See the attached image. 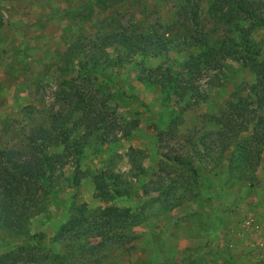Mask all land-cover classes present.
<instances>
[{"label":"trees","instance_id":"trees-1","mask_svg":"<svg viewBox=\"0 0 264 264\" xmlns=\"http://www.w3.org/2000/svg\"><path fill=\"white\" fill-rule=\"evenodd\" d=\"M118 4L119 0L91 1L86 16L89 24L96 13H119ZM176 9V20L142 30L133 24L121 26L118 18L91 27L97 30L95 40L73 41L60 58L61 71L69 75L61 80L66 110L55 112L54 108L50 116L27 127L20 147L0 143V230L41 244L39 234L31 227L42 216L47 217L44 203L60 197L62 190L55 184V174L69 158L80 157L83 151L79 147L91 144L88 137L96 131L103 132L101 155L107 153V135L116 131L117 117L105 95L110 81L106 72L127 70L138 83L159 94L164 108L173 111L171 121L157 126L155 146H164L167 151L161 154L156 173L132 175L152 176L140 187L139 195L142 201H149L153 211L146 214L148 208L108 205L116 198L130 201L134 190L120 175L106 176L108 169L113 170L107 165L103 167L108 168L106 171L92 179L96 197L106 204L98 216L84 215L87 205L74 208L56 237L47 239L44 249L32 248L40 250L38 256L23 252L20 261L88 264L94 260L95 250L132 245L136 237L126 231L142 224L145 218L172 212L187 199H198L202 177L197 163L213 164V168H207L209 172L222 166L225 178L233 180L256 177L264 154V36L260 38L264 34V0H179ZM115 24L119 28L114 29ZM88 51L92 53L88 55ZM231 62L249 70L252 83H243L221 110L205 114L201 125L179 136L185 115L209 101L207 88L222 89ZM32 110L37 109L27 106L22 113L31 115ZM75 116H79L77 121ZM79 128L86 130L80 140L72 136ZM83 138L86 141L80 143ZM129 163L144 172V165L137 164L133 154L129 155ZM78 174L81 176V171L73 179L76 183L80 180ZM108 183L113 185L110 190ZM139 195L136 193V197ZM64 248L66 253H62ZM11 257L12 252L1 259Z\"/></svg>","mask_w":264,"mask_h":264},{"label":"rangeland","instance_id":"rangeland-1","mask_svg":"<svg viewBox=\"0 0 264 264\" xmlns=\"http://www.w3.org/2000/svg\"><path fill=\"white\" fill-rule=\"evenodd\" d=\"M91 1L96 0H0V13L3 17L2 26L0 25V30L3 31L2 42L3 38L7 41L0 46V143L3 146L20 147L25 142L27 127H33L50 116L54 108L55 112L66 110L61 80L62 76L69 75L63 74L60 69V53L63 49H68L70 43H74L73 41L82 43L86 38L95 40L97 30L91 27H99L102 21H109V18H118L121 26L133 24L137 30L158 23H171L176 20V6L179 2V0H119V13H109L106 16L96 13L94 22L89 24V17L86 16L90 11ZM26 6L31 8L30 18L33 19V15L38 17L43 15L42 7H51L42 17L52 19V25L56 27L47 29L44 37L42 33L45 29H41L40 26L26 28L24 22H21L27 20L26 11H19ZM60 16L63 22L61 27H58L55 19L61 18ZM73 22H76L74 26ZM114 27L119 28L116 24ZM63 35L65 43H60ZM260 35V38L264 36L263 33ZM91 53L88 51V55ZM83 54L80 58L84 57ZM106 74L110 81L107 82L105 95L109 108L117 117L116 131L110 136L107 135L108 143L105 146L107 153L101 155L102 131H96L93 136L88 137L91 144L79 147L83 151L80 157L69 158L67 165L61 167L55 174L57 176L55 184L62 190L60 197H51L44 203L47 217L42 216L31 227L33 233L39 234L41 244L29 243L31 240L27 237L21 235L13 237L0 230V264H25L19 260L23 252L31 255L35 253L38 256L40 250L33 251L32 248L44 249L48 245L47 239L53 240L56 237L59 228L69 220L76 207L87 205L88 209L84 215L97 217L99 210L106 204L96 197V186L92 179L106 171L108 168L103 167L107 165H111L113 170L108 169L106 176L120 175L134 190L130 201L116 198L108 205L114 204L121 209L131 206L148 208L146 214L153 211L149 201H142L139 195L140 187L143 183L149 182L152 176L133 178L132 175L156 173L161 154L167 151L164 146L161 149L155 146L157 126L161 122L171 121L173 111L164 108L160 103L159 94L152 88L138 83L135 76L128 74L127 70L117 72L114 69L107 70ZM223 77L222 89L207 88L209 101L202 102L199 108L185 115L179 136L188 133L194 125H201L202 116L221 110L232 93H237L243 83H252L254 80L249 70L241 69L235 62L229 63ZM99 80L102 81L103 77H99ZM27 106L37 109L30 111L31 115H27L29 118L22 113ZM78 117L75 116V121ZM67 129H72L71 125ZM85 131L84 128L75 129L72 136L80 140L82 135H86ZM85 141L83 138L80 143ZM172 143L175 145V142ZM57 152H62V149ZM130 154L134 155L137 164L144 165V172L129 163ZM263 156L260 166L263 165ZM197 164L202 177L198 182V199H187L179 208L168 214L150 216L147 220L139 216L145 221L126 231L136 237L132 245H127V249L95 250L92 254L94 260L88 264H203L207 260L205 251L209 250L207 245L210 242L217 246L224 245L225 249L233 251L237 246L235 235L232 230L227 229H232L237 224L236 230L247 231L248 229L243 227L244 222L250 217L256 218L253 214L246 217L242 223L238 219L234 220L242 213L243 198L256 196L257 189L260 188V180L256 182L257 175L260 173L264 179V173L258 168L254 179L233 180L225 178L227 174H222V166H217L209 172L207 168H213V164L206 166ZM79 171L82 175L78 174L80 180L76 183L73 179ZM85 172L87 174L83 175ZM106 185L109 190L113 186L111 183ZM136 193L139 196L136 197ZM247 208L250 212L253 211L250 205ZM146 214L144 213V216H147ZM193 222L198 223V231L200 230V236L196 240L193 236L196 232L193 230ZM218 228L221 234L218 233ZM203 229L208 232H203ZM213 246L218 249L214 244ZM10 252L14 257L1 259ZM66 252L67 249L64 248L62 253ZM218 256L217 251L213 253V259L219 260ZM16 258L18 262H13ZM231 259L232 256L228 253L221 260L230 262ZM47 264L54 263L51 260Z\"/></svg>","mask_w":264,"mask_h":264},{"label":"crops","instance_id":"crops-1","mask_svg":"<svg viewBox=\"0 0 264 264\" xmlns=\"http://www.w3.org/2000/svg\"><path fill=\"white\" fill-rule=\"evenodd\" d=\"M51 7H42V13L44 16V13H48V10ZM19 11H26V15L25 18L27 20H21V22H24V26L26 28H30L31 26H40L41 29H45V32L42 33V36L44 37L47 34V29H50L51 27H56L53 26V21L52 19H45L44 17H38V15H33V18L31 17V8L26 6L23 7V9H19ZM18 15V14H17ZM61 18L59 19H55L56 22H58L57 26L61 27V23L63 22L62 20V16H60ZM30 18V19H29ZM2 14L0 13V25L2 26ZM59 20V21H58ZM65 22V21H64ZM2 33V34H1ZM51 33V31H50ZM2 37H3V31L0 30V46L3 45V43L7 42L5 41V39L3 38V42H2ZM24 42H26V40H24ZM60 43H65V37L63 35V37L60 39L59 41ZM2 44V45H1ZM62 49V48H61ZM67 49H63L60 53V57L64 54V52ZM28 58V57H27ZM11 68H13V65H11ZM7 72H9V70L7 69ZM10 74V73H9ZM264 158V156H263ZM260 172L262 170V173H264V159H263V165L259 166ZM261 177V178H260ZM257 181L259 180V184H260V188L257 189V193L255 194L256 196L254 198H243V200L241 201V207H243V209H241L242 213H240V215L236 218H234V220L238 219V221L241 223L245 220L246 217H249V215H256V219L259 222V225L261 227V231H251V230H236L238 225L236 224L232 229H227L228 230H232L233 234L235 235V241L237 246L235 247V249L233 251H229L227 249H225L224 245H216L215 243L210 242L209 245H207L209 248V250H211L209 253L208 251H205L206 253V258L207 260L203 263V264H264V258L263 260H259L261 259V256L263 255L264 257V250L261 249L258 246L259 241L264 238V179H263V175L260 176V173H258L257 175ZM258 184V185H259ZM248 205H250V207L253 209L252 212H250V209L247 208ZM240 209V208H239ZM244 213V215H243ZM231 216V215H230ZM193 226V230H196V232L194 233V237L195 240L197 238H199L200 236V230L198 231L199 225L197 222H193L192 223ZM197 228V229H196ZM208 228H206L207 230ZM204 230V229H203ZM204 230L203 232H208ZM239 232V233H238ZM218 233L221 234V231H219L218 228ZM225 234V232H224ZM231 234V233H230ZM211 239V237H210ZM192 244V243H191ZM190 244V245H191ZM213 244L218 248L216 249ZM217 251V253L219 254V260H215L213 259V253H215ZM230 253L232 256V259L230 260V262L227 261H222L221 259H223V256L225 257L226 254ZM258 261V262H256ZM195 264V263H194Z\"/></svg>","mask_w":264,"mask_h":264},{"label":"built area","instance_id":"built-area-1","mask_svg":"<svg viewBox=\"0 0 264 264\" xmlns=\"http://www.w3.org/2000/svg\"><path fill=\"white\" fill-rule=\"evenodd\" d=\"M243 227L245 229H248V230H256V231H261V227L259 225V222L257 221V219L255 217H250L248 218L245 222H244V225ZM258 246L264 250V238H262L259 243H258ZM263 255L261 256V259L259 260H263Z\"/></svg>","mask_w":264,"mask_h":264}]
</instances>
